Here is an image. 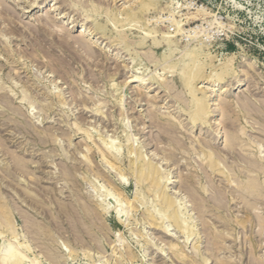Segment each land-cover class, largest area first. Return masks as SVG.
I'll list each match as a JSON object with an SVG mask.
<instances>
[{"label":"rangeland","instance_id":"rangeland-1","mask_svg":"<svg viewBox=\"0 0 264 264\" xmlns=\"http://www.w3.org/2000/svg\"><path fill=\"white\" fill-rule=\"evenodd\" d=\"M15 261L264 264V0H0Z\"/></svg>","mask_w":264,"mask_h":264},{"label":"bare ground","instance_id":"bare-ground-1","mask_svg":"<svg viewBox=\"0 0 264 264\" xmlns=\"http://www.w3.org/2000/svg\"><path fill=\"white\" fill-rule=\"evenodd\" d=\"M178 28H179V27H178ZM165 38H166V37H165ZM166 40H167V39H166ZM167 41H168V40H167ZM195 69L197 70V68H194L193 70H195ZM198 71H199V70H198ZM193 77H194V75H193ZM194 78H195V77H194ZM194 78H193V79H194ZM191 80H192V79H191ZM137 81H138V79H136V78L133 79V82H137ZM192 81H193V80H192ZM192 81H191V82H192ZM189 82H190V81H189ZM200 110H201V112H202V109H200ZM145 174H146V173H145ZM176 213H177V212H176ZM176 219H177V218H176ZM14 250H15V249H14ZM11 251H12V250H11ZM3 252H5V250H4ZM3 252H2V253H3ZM17 253H18V252H17ZM6 254H7V253H6ZM21 255H22V254H21ZM5 257H6V256H5ZM6 259H7V258H6ZM11 264H18V262H16V261H15V262H11Z\"/></svg>","mask_w":264,"mask_h":264}]
</instances>
